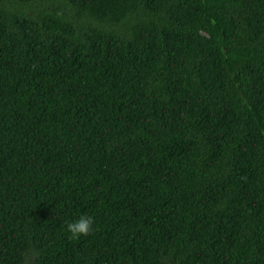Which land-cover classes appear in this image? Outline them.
<instances>
[{
    "label": "trees",
    "instance_id": "trees-1",
    "mask_svg": "<svg viewBox=\"0 0 264 264\" xmlns=\"http://www.w3.org/2000/svg\"><path fill=\"white\" fill-rule=\"evenodd\" d=\"M0 264H264V0H0Z\"/></svg>",
    "mask_w": 264,
    "mask_h": 264
},
{
    "label": "clouds",
    "instance_id": "clouds-1",
    "mask_svg": "<svg viewBox=\"0 0 264 264\" xmlns=\"http://www.w3.org/2000/svg\"><path fill=\"white\" fill-rule=\"evenodd\" d=\"M94 218L90 215H81L77 220L67 223L66 230L70 234V238L78 239L87 237L94 231Z\"/></svg>",
    "mask_w": 264,
    "mask_h": 264
}]
</instances>
